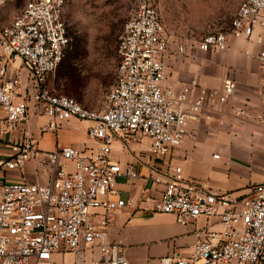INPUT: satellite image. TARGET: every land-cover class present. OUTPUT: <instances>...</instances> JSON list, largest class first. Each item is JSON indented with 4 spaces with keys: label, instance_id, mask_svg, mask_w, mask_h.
Here are the masks:
<instances>
[{
    "label": "built area",
    "instance_id": "built-area-1",
    "mask_svg": "<svg viewBox=\"0 0 264 264\" xmlns=\"http://www.w3.org/2000/svg\"><path fill=\"white\" fill-rule=\"evenodd\" d=\"M9 1L14 0H0V11ZM65 3L28 0L0 32V264H133L126 247L108 234L116 212L134 204L133 198L121 196L117 178L139 175L134 164L123 168L111 158L114 140L148 139L149 151L163 159L184 142L190 121L223 110L238 83L226 75L221 87L198 79L172 87L166 23L156 0H136L119 40L116 80L104 107L90 108L55 93L48 77L71 44ZM255 28L264 33V0H242L230 25L208 31L197 46L223 50L228 35L250 40ZM258 41L263 42L262 34ZM257 57L264 66V49ZM32 106L48 117L42 132L56 133L61 122L72 118L88 120V135L98 146L90 153L76 145L44 150L26 130L12 139L29 120ZM29 161L38 163L35 180L7 178L11 170L24 171ZM154 170L166 175L153 176L154 183L164 184L159 211L173 213L181 224L219 216L222 225L220 230L196 229L192 252L178 254L177 264H264V182L238 198L187 179L181 165L158 161ZM67 253L75 260H66Z\"/></svg>",
    "mask_w": 264,
    "mask_h": 264
},
{
    "label": "crops",
    "instance_id": "crops-1",
    "mask_svg": "<svg viewBox=\"0 0 264 264\" xmlns=\"http://www.w3.org/2000/svg\"><path fill=\"white\" fill-rule=\"evenodd\" d=\"M11 15L9 7L0 11V32L2 26L12 20ZM260 34L262 43L258 41ZM178 46L170 48L169 45L165 57L168 82L172 87L180 89L192 79L209 87H221L224 77L230 75L237 81L238 88L222 111L209 110L200 119L190 121L184 142L163 159L149 151L148 139L125 141L117 136L114 140L111 158L123 168L134 164L139 175L123 174L117 178L121 196L133 198L134 204L116 212L108 234L111 241L126 247L133 264H177L178 254L188 256L192 252L196 229L222 228L219 216H200L189 224H181L173 213L156 208L164 184L154 183L153 176H166L164 171L154 170L158 161L181 165L187 179L238 198L248 193L252 185L264 182V66L257 57L264 49V33L255 28L250 40L230 34L223 50L203 51L198 46L191 49L185 45V51L181 52ZM47 121L43 109L32 106L29 120L11 137L15 139L26 130L44 150L76 145L90 153L98 146L88 135V120L63 121L56 133L41 131ZM37 166V162L29 161L24 171L11 170L7 178L33 181ZM148 188V199L144 200L142 195ZM98 254L96 250L94 255ZM67 255L68 261L76 258L73 253Z\"/></svg>",
    "mask_w": 264,
    "mask_h": 264
},
{
    "label": "rangeland",
    "instance_id": "rangeland-1",
    "mask_svg": "<svg viewBox=\"0 0 264 264\" xmlns=\"http://www.w3.org/2000/svg\"><path fill=\"white\" fill-rule=\"evenodd\" d=\"M27 1H9L1 10L9 7L14 18ZM135 1L66 0L64 20L67 31L73 38L81 39V47L69 50L50 74L48 83L55 93L75 97L94 109L104 107L116 80L119 40L135 8ZM241 1L156 0V6L166 23L170 48L185 44L192 49L208 31L228 27ZM9 180L12 181L10 177ZM60 257L57 255V260ZM64 258L69 257L65 254Z\"/></svg>",
    "mask_w": 264,
    "mask_h": 264
},
{
    "label": "trees",
    "instance_id": "trees-1",
    "mask_svg": "<svg viewBox=\"0 0 264 264\" xmlns=\"http://www.w3.org/2000/svg\"><path fill=\"white\" fill-rule=\"evenodd\" d=\"M69 34V36H70V38H71V44H70V46L68 47V49L66 50V52H65V54H64V56H63V59L65 58V55H66V53L69 51V50H71V49H79L80 47H81V39H79V38H73L72 36H71V34L70 33H68ZM63 59H62V61H63ZM61 61V62H62ZM60 62V63H61ZM59 66V65H58Z\"/></svg>",
    "mask_w": 264,
    "mask_h": 264
}]
</instances>
